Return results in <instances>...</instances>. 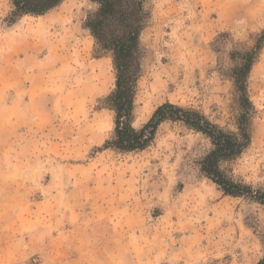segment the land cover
Returning a JSON list of instances; mask_svg holds the SVG:
<instances>
[{
    "label": "rangeland",
    "instance_id": "obj_1",
    "mask_svg": "<svg viewBox=\"0 0 264 264\" xmlns=\"http://www.w3.org/2000/svg\"><path fill=\"white\" fill-rule=\"evenodd\" d=\"M146 7L151 18L141 33L144 57L133 127L140 129L158 106L169 102L234 131L238 101L231 72L239 61L230 55L254 46L264 29V0H147ZM0 9L8 11L2 22L8 26L10 0H0ZM96 9L89 0H67L51 14L64 10L62 14L83 25ZM57 19L64 20L59 25L64 30L51 36L53 46L72 49L78 44L67 30L70 23L63 16ZM81 42L90 47L87 62L108 60L100 61L101 74L93 85L105 92L92 96L87 86L66 76L72 54L60 70H52L47 94L36 108L27 107L24 92L4 97L0 245L15 239L49 241L50 231L67 240L64 253L71 256L78 251L77 237L84 228V252L94 257V264H256L264 257V208L223 196L201 173L199 163L210 149L202 135L164 123L143 151L100 149L113 133V112L103 107V99L113 89L114 71L109 55L97 51L88 32ZM263 54L264 47L248 79L255 107L251 144L222 166L233 180L262 189ZM29 111L44 117L27 123ZM38 140L46 149L33 148ZM18 143V149L8 148ZM55 192L61 195L52 198ZM82 205L92 207L93 213L72 211ZM53 206L72 212L59 214ZM31 218L38 229L28 231L25 222ZM63 227L81 229L67 236ZM7 258L0 256V264H13Z\"/></svg>",
    "mask_w": 264,
    "mask_h": 264
},
{
    "label": "trees",
    "instance_id": "obj_2",
    "mask_svg": "<svg viewBox=\"0 0 264 264\" xmlns=\"http://www.w3.org/2000/svg\"><path fill=\"white\" fill-rule=\"evenodd\" d=\"M64 1L10 0L8 26L25 15L43 16ZM89 1L96 4L97 9L87 16L83 26L89 31L97 51L109 55L114 71L113 89L103 99V107L113 112V133L100 149L122 154L143 151L154 141L162 124H180L208 140L210 149L199 163L200 171L223 196L247 199L264 208V189L233 180L222 169L224 164L240 157L252 141L255 107L249 96L248 79L264 47V29L250 50L230 55L233 61H239L231 72L238 101L234 131L225 130L194 109L169 102L158 106L149 120L140 129H135V96L144 57L141 33L151 18L147 0ZM256 264H264V257Z\"/></svg>",
    "mask_w": 264,
    "mask_h": 264
},
{
    "label": "crops",
    "instance_id": "obj_3",
    "mask_svg": "<svg viewBox=\"0 0 264 264\" xmlns=\"http://www.w3.org/2000/svg\"><path fill=\"white\" fill-rule=\"evenodd\" d=\"M63 3L59 6L60 8H62ZM52 11L38 17L25 15L15 24L3 26L2 22L7 16L8 11L0 9V101H3V103H0V136L4 134L2 110L4 108V97L6 93H11V97L13 98L15 96L19 97L18 94L24 92L26 94L25 101L27 107H30V110H32V107L36 108L37 102H41L47 94L48 78L52 70H60L61 65H63L62 62L72 54L71 72L66 74V76H70L71 78L74 77L73 79H75L76 83L80 84V87L87 86L92 96H98L100 90H102V93L105 92L104 87L100 89L93 87V85L94 79L99 78L101 74V69H99L98 66L100 61L104 59L106 60V64L108 60L105 57H101L95 58L93 62H87V59H89L87 57L90 54V47H82L81 40L85 32L89 34V31L84 28L81 21H78L80 19L72 21L71 15L62 14L64 10L56 14H51ZM58 16L67 18L65 23H70L67 30H70L72 35L77 39L78 45L74 46L72 49H70V46H67L65 49L53 46L51 36L57 34L58 31H61L58 35H62V31L64 30L59 27L64 20L57 19ZM78 17L79 15L75 13L74 18ZM260 63H263L262 66L264 67L263 59ZM76 87L79 88V86ZM12 92H14L13 94H15V96H13ZM14 100L16 99L14 98ZM43 117L44 113H39L37 115L36 112L32 114L29 111V120L27 123H30L32 119L35 121V119ZM37 124H39V120H37ZM37 130L36 131L39 133H44L42 129ZM3 144L2 141V143H0V148L6 149ZM29 145L33 147L30 143ZM33 145V148L36 149H46V143L43 140H38L37 143L34 142ZM13 147L18 149L19 143L18 146L12 145L8 148ZM60 195L59 192H55L52 198ZM52 211L59 214H69L72 211L79 214L93 213L92 207L86 205L78 206L72 211H66L57 206H53ZM32 219L33 218L27 219L25 222L28 231L38 229L36 228L37 222ZM60 228L61 227L58 229L60 230ZM79 228L80 227H71L68 229L63 227L62 229L65 230V235L68 236L69 231L79 232ZM86 232L87 230L84 228L81 230V236L79 235L77 237V241H79L80 244L78 246V251L71 256L64 253L66 252L64 248L68 247L67 240L61 241L59 236L54 233L51 234L50 231L47 238L51 236L53 239L49 241L24 240L22 243L16 239L10 242L3 241L5 243L0 245L2 249L0 256L4 258L8 257L7 260L11 261L13 264L25 260H29V264H94V257H90L87 252H84L85 248L83 241L87 240L88 234ZM9 234L10 232L7 233V236H11ZM58 235L61 237L63 236L61 232H59Z\"/></svg>",
    "mask_w": 264,
    "mask_h": 264
}]
</instances>
